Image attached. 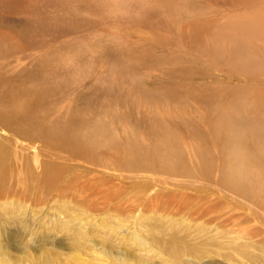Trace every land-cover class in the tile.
Instances as JSON below:
<instances>
[{"label": "rangeland", "instance_id": "374dc122", "mask_svg": "<svg viewBox=\"0 0 264 264\" xmlns=\"http://www.w3.org/2000/svg\"><path fill=\"white\" fill-rule=\"evenodd\" d=\"M226 9L0 0V264H264V23Z\"/></svg>", "mask_w": 264, "mask_h": 264}, {"label": "bare ground", "instance_id": "6f19581e", "mask_svg": "<svg viewBox=\"0 0 264 264\" xmlns=\"http://www.w3.org/2000/svg\"><path fill=\"white\" fill-rule=\"evenodd\" d=\"M222 4L227 8L223 13L202 20L200 23L209 26H219L224 18L231 17L233 21L239 25V33L244 39L246 38L241 33V30L243 33L249 34L254 27L264 23V0H222ZM203 9L207 10V6H203ZM193 27L194 26L192 25V28ZM179 34L182 43H180L181 46L186 41L187 44L188 41H190V44L193 43L195 33L192 30H189L187 26H185L182 31L180 30ZM207 44L210 45L209 50H206L208 55L201 53L205 57H211L214 54L217 44L210 40L207 41Z\"/></svg>", "mask_w": 264, "mask_h": 264}]
</instances>
